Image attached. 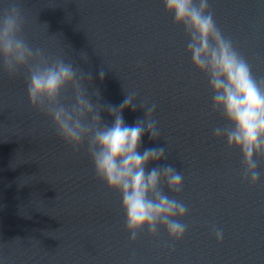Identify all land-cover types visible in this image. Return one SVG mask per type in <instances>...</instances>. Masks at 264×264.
Returning a JSON list of instances; mask_svg holds the SVG:
<instances>
[{
    "label": "water",
    "instance_id": "1",
    "mask_svg": "<svg viewBox=\"0 0 264 264\" xmlns=\"http://www.w3.org/2000/svg\"><path fill=\"white\" fill-rule=\"evenodd\" d=\"M22 35L46 56H63L85 73L89 94L119 105L126 91L156 105L160 136L142 147L164 146L165 159L183 174L170 195L187 206L181 240L146 228L130 241L120 193L96 175L86 147L73 148L51 120L29 102L27 68L10 76L0 68V257L5 264H264V156L259 181L242 175V156L223 137L226 124L212 108L206 76L191 63L188 37L161 0H20ZM224 35L264 77V4L210 0ZM83 54V55H82ZM103 68L104 78H98ZM71 95L70 89L65 94ZM93 102L97 97L90 95ZM103 122L112 116L102 110ZM165 192L167 188L165 187ZM223 231L217 242L212 228Z\"/></svg>",
    "mask_w": 264,
    "mask_h": 264
},
{
    "label": "clouds",
    "instance_id": "2",
    "mask_svg": "<svg viewBox=\"0 0 264 264\" xmlns=\"http://www.w3.org/2000/svg\"><path fill=\"white\" fill-rule=\"evenodd\" d=\"M161 2L173 22L183 26L191 63L207 78L213 110H219L227 121L213 128V136L223 137L229 147L240 150L242 175L256 184L261 176L259 158L264 156V77L253 75L249 62L217 26L210 0ZM259 2L264 4V0ZM23 25L20 0H0V68L10 76L27 68L30 104L51 120L66 143L73 148L84 145L96 175L120 193L130 241L143 228L152 236L163 228L170 238L181 240L187 231L183 218L188 209L170 193L181 190L183 174L171 164L148 167L149 162L165 159L164 146L141 150L145 132L150 139L161 135L153 118L156 105L139 101L144 117L126 123L123 110L129 106L135 110V94L126 91L119 105L102 108L100 90L89 94L85 87L91 83V75L63 56L51 58L31 46L22 35ZM97 75L102 81L103 68ZM69 89L71 95L66 97ZM105 109L112 116L110 124L102 121L100 113ZM212 232L221 242L223 231L213 226ZM0 264H5L3 257Z\"/></svg>",
    "mask_w": 264,
    "mask_h": 264
}]
</instances>
